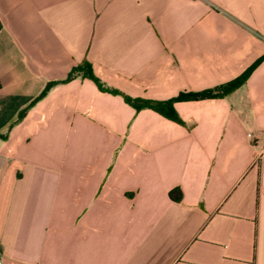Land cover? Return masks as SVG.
I'll return each mask as SVG.
<instances>
[{"label": "crops", "instance_id": "0c3cea01", "mask_svg": "<svg viewBox=\"0 0 264 264\" xmlns=\"http://www.w3.org/2000/svg\"><path fill=\"white\" fill-rule=\"evenodd\" d=\"M0 264H264V0H0Z\"/></svg>", "mask_w": 264, "mask_h": 264}, {"label": "trees", "instance_id": "16d2710c", "mask_svg": "<svg viewBox=\"0 0 264 264\" xmlns=\"http://www.w3.org/2000/svg\"><path fill=\"white\" fill-rule=\"evenodd\" d=\"M75 72L80 73L81 76L83 77H88L89 79H91L92 81L96 82L98 84V86L100 88H103L102 85L100 84V82L98 81L99 79L91 72L90 69V65L89 62L87 60H83L82 62H80L78 65H76L75 67L71 68L67 79H69ZM247 77V74H245L244 76H242L241 78H239L238 80L230 83V84H226L218 89L215 90H208V91H204L201 94L197 95V96H184V95H179L176 99L174 100H180V99H187V98H214V97H218V96H222L225 95L226 93L231 92L232 90H234L235 88H237ZM51 85V84H50ZM49 87V85H48ZM125 100L130 103L133 107H135L136 109H140L142 106H144L142 103H140L139 99H129V98H125ZM170 197L174 198L175 200L180 199V193H178V196H173V193L170 192Z\"/></svg>", "mask_w": 264, "mask_h": 264}]
</instances>
